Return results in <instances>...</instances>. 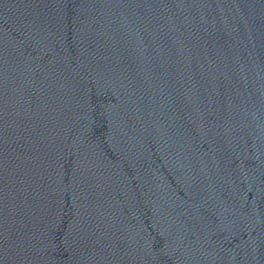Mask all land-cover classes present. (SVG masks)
Instances as JSON below:
<instances>
[{"label":"water","instance_id":"95a60500","mask_svg":"<svg viewBox=\"0 0 264 264\" xmlns=\"http://www.w3.org/2000/svg\"><path fill=\"white\" fill-rule=\"evenodd\" d=\"M0 264H264V0H0Z\"/></svg>","mask_w":264,"mask_h":264}]
</instances>
